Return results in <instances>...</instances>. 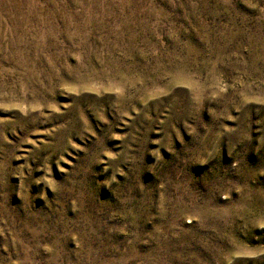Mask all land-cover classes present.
Here are the masks:
<instances>
[{"label": "rangeland", "instance_id": "1", "mask_svg": "<svg viewBox=\"0 0 264 264\" xmlns=\"http://www.w3.org/2000/svg\"><path fill=\"white\" fill-rule=\"evenodd\" d=\"M0 264H264V0H0Z\"/></svg>", "mask_w": 264, "mask_h": 264}]
</instances>
